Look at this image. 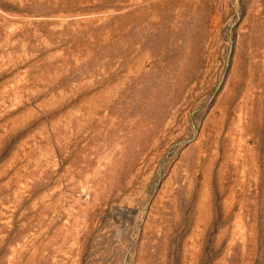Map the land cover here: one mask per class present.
I'll return each instance as SVG.
<instances>
[{
	"label": "rangeland",
	"instance_id": "374dc122",
	"mask_svg": "<svg viewBox=\"0 0 264 264\" xmlns=\"http://www.w3.org/2000/svg\"><path fill=\"white\" fill-rule=\"evenodd\" d=\"M0 264H264V0H0Z\"/></svg>",
	"mask_w": 264,
	"mask_h": 264
}]
</instances>
